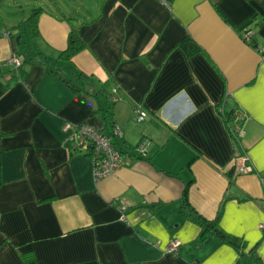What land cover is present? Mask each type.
<instances>
[{
    "label": "crops",
    "instance_id": "1",
    "mask_svg": "<svg viewBox=\"0 0 264 264\" xmlns=\"http://www.w3.org/2000/svg\"><path fill=\"white\" fill-rule=\"evenodd\" d=\"M36 9L35 37L24 22ZM63 15L86 43L68 66ZM13 54L25 58L19 70ZM84 123L118 127L123 145L146 151L96 180L76 144ZM263 179L264 0H0V264H264ZM186 189L197 214L220 215L244 246L200 241L181 209Z\"/></svg>",
    "mask_w": 264,
    "mask_h": 264
},
{
    "label": "built area",
    "instance_id": "2",
    "mask_svg": "<svg viewBox=\"0 0 264 264\" xmlns=\"http://www.w3.org/2000/svg\"><path fill=\"white\" fill-rule=\"evenodd\" d=\"M8 35V34H7ZM243 39L251 44L253 39V32L250 29L243 31ZM25 58L23 55L13 54L8 65L14 70H19L23 67ZM111 99L113 101L118 100V94L116 90L111 93ZM148 113L141 105H136L134 108V120L142 122L146 119ZM244 115L235 111L232 113L229 126L231 134L235 139H239L243 134L242 122ZM69 126V125H67ZM75 138L77 147L84 154H89V157L93 161V173L96 180L104 179L108 176L115 174L118 170L127 165L129 154L123 153L120 149L117 141L122 138V131L115 127L110 134H104L95 127L88 124H80L75 127ZM146 151V145L144 143L137 145L134 148V153L142 155ZM242 164L239 166V172L248 173L251 171L248 165L247 158H242ZM264 185V179L262 180ZM126 206H122L124 210ZM264 228V226H263ZM181 246V242L178 239H174L167 248V252L171 254L177 253Z\"/></svg>",
    "mask_w": 264,
    "mask_h": 264
},
{
    "label": "trees",
    "instance_id": "3",
    "mask_svg": "<svg viewBox=\"0 0 264 264\" xmlns=\"http://www.w3.org/2000/svg\"><path fill=\"white\" fill-rule=\"evenodd\" d=\"M41 9H36L34 10L30 17L24 22L25 25L27 26L29 32L33 36H38L39 31H38V17L41 14ZM63 19L67 20L72 26H71V31L69 33L68 37V45L67 48L64 51H61L58 57V63H63L65 66H68L69 64H72L73 58L79 54L82 50L86 48V43L82 39L81 35L79 34L78 30L76 27L72 24L73 20L72 17L65 16L63 15ZM180 46L185 50V52L188 55H192L196 53L199 49L197 45L190 39L186 38L183 40L180 44ZM50 73L61 78L63 82H65L75 93L79 92V88L71 82L60 70V68H51ZM120 146V149L123 151L125 154L129 155H134V148L135 147H127L126 145H123L121 139L117 141V144ZM89 156V154H85ZM235 172V169L231 170L229 172L230 177L232 178L233 174ZM182 212L184 214H191L194 215V217L199 221V224L201 226V233L199 236V240L202 241L207 237L208 234H212L217 236L220 240L231 243L235 245L237 248H241L244 246L242 241L230 234L225 233L219 226L220 222V215H218L215 219L213 220H207L197 214V212L193 209L191 204L188 201V195H187V189L185 190L183 194V204H182ZM258 264H261V261L259 258L256 259ZM27 264H36L35 260L31 259V257H27Z\"/></svg>",
    "mask_w": 264,
    "mask_h": 264
}]
</instances>
